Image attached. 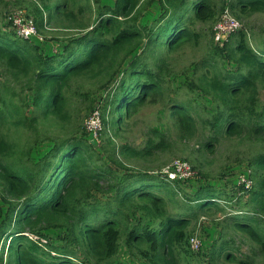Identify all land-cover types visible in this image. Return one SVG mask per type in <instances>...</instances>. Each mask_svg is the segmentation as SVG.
Returning <instances> with one entry per match:
<instances>
[{"label":"trees","instance_id":"obj_1","mask_svg":"<svg viewBox=\"0 0 264 264\" xmlns=\"http://www.w3.org/2000/svg\"><path fill=\"white\" fill-rule=\"evenodd\" d=\"M39 3L30 10L39 32L53 26L71 34L56 53H47L34 41L0 33V66L10 79L0 81V184L7 197L6 210L0 206V264H129L117 259L123 246L142 264H182L181 251H200L190 247L192 220L210 209L228 215L227 227L245 234L254 247L242 254L224 238L203 255L204 264L213 252V264H255L251 257L264 256V151L249 158L255 186L242 191L244 196L200 186L183 199L174 178L116 172L84 138L61 139L38 162L16 157L17 144L3 128L28 121L15 103L23 91L32 95V125L69 122L67 89L85 79L110 86L100 114V136L109 145L147 105H159L172 124L173 137L155 129L142 149L119 144L120 156L129 161L146 163L157 152L195 140L198 151L211 155L223 141L264 147V36L257 40L240 22L264 14V0H157L160 10L149 28L140 18L155 0ZM226 10L241 29L220 46L214 26ZM208 38L212 53L197 62L195 79L172 84L168 57L185 47L198 49ZM218 55L228 63L227 73L216 69ZM54 230L66 234L64 247H50L43 231Z\"/></svg>","mask_w":264,"mask_h":264},{"label":"rangeland","instance_id":"obj_2","mask_svg":"<svg viewBox=\"0 0 264 264\" xmlns=\"http://www.w3.org/2000/svg\"><path fill=\"white\" fill-rule=\"evenodd\" d=\"M113 1L100 0L102 4L108 6L112 5ZM36 4L40 6L39 0H0V33L13 34L16 38L21 35L28 41L31 40L38 45L41 44L47 53H56L60 49L61 41L69 37L71 33L66 29H58L53 26L45 27L39 32L34 26L33 15L30 11L31 7ZM159 10V5L157 4V0H155V3H152L143 13L140 20L143 21L147 28L151 25L152 20L157 18ZM240 22L242 28L246 29L248 33L255 34L256 38L259 37L257 40L260 41L264 36V14H254L245 17ZM30 24H32L34 32L30 35H25L23 28ZM207 34L209 33L207 32ZM211 43L210 38H208L198 49L185 47L168 57L171 74L167 78L171 80L172 84L177 85L178 83H185L195 79L194 71L196 64L204 55L212 53L214 45ZM257 43L250 40L252 46ZM219 58V55L215 57L216 69L227 73L230 68L227 61ZM0 81H10L2 66H0ZM101 85L100 81L85 79L73 80L70 83L67 89L70 96V98L68 97L70 120L66 123H58L53 120H39L38 123L32 125L29 122V117L33 110L32 95L30 91H23L15 99V103L20 117L24 119L28 118V121L24 125H21V127L17 126L15 128L10 125L8 128L6 126L3 128L6 137L17 144L20 156L16 154V157L27 160L30 159L27 158L30 156L34 162H38L48 154H51L54 146L61 139L72 137L84 138L94 144L96 150L101 154L98 157L102 156L107 166H110L114 171L121 174L132 171H148L150 173L156 172L160 176H167L169 178V174H164L165 168L171 166L174 160L186 161L187 166L185 169L175 172L174 179L177 181L175 185L180 188L178 190L179 198L185 199L186 197H190V194L194 193L200 186L215 187L228 194L235 193V197L244 196L242 191H250L254 188L255 177L253 167L249 165V158L258 152H263L264 147L251 145L250 143L223 141L218 145L214 154L211 155L198 151V142L195 140L179 143L176 147L169 148L162 154L157 152L146 163L143 161H129L122 158L118 150L119 144H128L131 147L142 149L145 147L147 141L154 137L153 130L158 129L164 132V129H166L167 134L171 137L174 136L175 130L168 121L166 113L162 112L159 105H147L135 117L129 120L127 128L122 130L119 136L114 137L113 144L109 145V142L105 141L102 135L100 136L102 126L99 121L98 111L90 119H87L95 107L99 108L100 114L103 113L102 108L105 104L106 96L110 91V86L102 88ZM14 88L17 91L20 90L17 87ZM260 100L264 101V90L260 92ZM92 130H96V135ZM24 152L26 153L25 156H23ZM125 168H128V170ZM247 194L248 192L245 195ZM95 196V198L100 197L97 193H95ZM183 199L178 202L182 204ZM6 200L7 197L2 194L0 184V206L4 210H6L7 206ZM170 210L172 213L177 211L174 207L170 208ZM192 211L195 212L193 209ZM219 212L210 209L207 216H200L199 214V218L192 220L190 226L191 234L200 239L202 244L200 251L196 255H189L181 251L177 256L182 264H204L203 255H208L210 247L216 242H223L224 238L235 242V249L241 251L242 254H249L252 251L254 247L253 242L245 234L227 227L228 222L224 221V217L228 215L224 216V213ZM43 232L44 236L49 239L48 242L51 248L58 249L67 244L66 234L63 230ZM41 244L45 248L46 241L41 240ZM70 247L76 250V258L81 260L82 255L80 252L73 245H70ZM213 253L207 258V264H213ZM239 255L241 254L238 253ZM251 258L255 264H264V256ZM117 259L123 260L124 263L142 264L138 259L129 256L124 246L121 247ZM85 264L88 263L86 262ZM218 264L234 263L225 262L221 259Z\"/></svg>","mask_w":264,"mask_h":264},{"label":"built area","instance_id":"obj_3","mask_svg":"<svg viewBox=\"0 0 264 264\" xmlns=\"http://www.w3.org/2000/svg\"><path fill=\"white\" fill-rule=\"evenodd\" d=\"M228 12H229L228 10L222 12L221 15L219 16L220 18H219L218 22L214 26V41H215V43H217L220 46H222L223 42L231 34H234V33L238 32L241 29V24L239 23V21L237 19H235L234 17H232L230 15V13L228 14ZM33 32H34V29H33L32 24H30L29 26H26L25 28H23V33L25 35H30ZM19 36L23 37L21 35H19ZM92 115H91V117H92ZM87 129H89V128L87 127ZM95 131L92 130V132L96 135ZM186 166H187V164L180 163L179 161L175 160L171 164V166H168L167 168H165L164 173L167 174V175L169 174V178L172 179V178H175V172H179V171L185 169ZM29 238H30V236H29ZM190 247H191L192 250L198 251L200 249V247H201L200 239H198L196 236L191 237L190 238Z\"/></svg>","mask_w":264,"mask_h":264},{"label":"clouds","instance_id":"obj_4","mask_svg":"<svg viewBox=\"0 0 264 264\" xmlns=\"http://www.w3.org/2000/svg\"><path fill=\"white\" fill-rule=\"evenodd\" d=\"M95 111H98L99 118H100V111L98 110V108H95V109L91 112L90 116H89L87 119H89V118L91 117V115H92ZM99 121H100V124H101V120H99Z\"/></svg>","mask_w":264,"mask_h":264},{"label":"bare ground","instance_id":"obj_5","mask_svg":"<svg viewBox=\"0 0 264 264\" xmlns=\"http://www.w3.org/2000/svg\"><path fill=\"white\" fill-rule=\"evenodd\" d=\"M245 6V5H244ZM204 7V6H203ZM201 9H202V7H201ZM204 9V8H203ZM233 90V89H232Z\"/></svg>","mask_w":264,"mask_h":264}]
</instances>
